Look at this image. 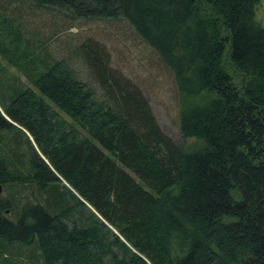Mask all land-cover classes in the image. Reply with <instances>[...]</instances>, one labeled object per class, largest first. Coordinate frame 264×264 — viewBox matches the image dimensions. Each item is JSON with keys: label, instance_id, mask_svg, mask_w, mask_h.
<instances>
[{"label": "trees", "instance_id": "trees-1", "mask_svg": "<svg viewBox=\"0 0 264 264\" xmlns=\"http://www.w3.org/2000/svg\"><path fill=\"white\" fill-rule=\"evenodd\" d=\"M23 1L124 20L171 70L195 142L102 42L55 57L0 10V57L27 82L0 81V264H264L262 0Z\"/></svg>", "mask_w": 264, "mask_h": 264}, {"label": "rangeland", "instance_id": "rangeland-1", "mask_svg": "<svg viewBox=\"0 0 264 264\" xmlns=\"http://www.w3.org/2000/svg\"><path fill=\"white\" fill-rule=\"evenodd\" d=\"M7 2L0 0V10L9 18L18 15L25 26L28 39L33 42L43 41L55 57H59L65 48L76 45L85 37H94L102 42L110 53L111 65L140 87L164 131L179 142L186 141L188 145L195 142L193 139L184 140L180 131V95L171 70L124 20L70 21L57 8H35L29 1L23 0H10L11 4ZM256 16L264 27V0L258 6ZM66 25L69 28L66 29ZM78 66L75 68L78 69ZM80 75L86 80L82 71ZM0 81L4 83L3 86L8 81L27 84L25 77L1 57ZM6 197L7 190L0 189V199Z\"/></svg>", "mask_w": 264, "mask_h": 264}, {"label": "water", "instance_id": "water-1", "mask_svg": "<svg viewBox=\"0 0 264 264\" xmlns=\"http://www.w3.org/2000/svg\"><path fill=\"white\" fill-rule=\"evenodd\" d=\"M3 114V113H2ZM4 115V114H3ZM6 118V117H5ZM7 119V118H6ZM8 120V119H7ZM8 121H10V120H8ZM0 189H1V187H0Z\"/></svg>", "mask_w": 264, "mask_h": 264}]
</instances>
